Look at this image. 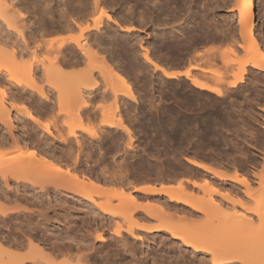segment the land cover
Instances as JSON below:
<instances>
[{
	"label": "rangeland",
	"instance_id": "374dc122",
	"mask_svg": "<svg viewBox=\"0 0 264 264\" xmlns=\"http://www.w3.org/2000/svg\"><path fill=\"white\" fill-rule=\"evenodd\" d=\"M66 1L40 0L38 1V7H34V9L36 10L35 12L34 9L31 10L33 8L32 6H29L30 8H27V6L24 7L22 5L25 9L21 8V6L20 8L22 9V11L21 9L19 10L21 11V13H24L23 15L25 16V18L23 15H21V17L17 18L22 19V21L18 19L16 20L19 24V27L21 26V29L23 28L24 30H22L23 35L25 37H28V39L32 36V32H30L31 28L28 29L27 25L30 24L32 26L33 24H36L37 21H39L38 18L42 16V6H44L43 8H45L46 5H49V7L53 8L54 11L57 10V13L58 11L63 12L67 8V5H65ZM136 1L137 0H113L111 5L109 4V6L107 7V10H110L113 15H118L117 17L120 20L121 15L124 18H127H125L126 21L131 19L132 22L128 21L124 22V24H128L130 22L129 24L133 23L138 28L137 30L131 32L130 35L127 32H123V35L121 34L122 39L119 35H117L116 40L118 42L116 40H114L113 42L112 39H109L108 43H106L107 45L109 44V48H111V46L114 50L115 48H117L116 50L118 52L116 50L115 51L117 52V54L120 53V55L118 54L120 56H118V58L121 64L116 69L121 67V69L125 71V73H127L130 80L134 82V86H136V88L134 87V89H136L137 91H135V95L140 94L138 97L136 95L137 99L134 101H130V99L126 98L128 100L127 103L123 101L120 102V111H122L123 114L121 112H116L120 114V118H123L122 121L125 125H127L126 127L130 129V133L128 134L127 131H124L122 127L108 128L102 124V120H104L107 116H112L115 118L119 116L118 114L115 113L114 115L111 112L113 109V103H116L118 101L114 100L113 102L110 98V100H107L108 102H103V105H100V107H105V110L101 112L103 116L98 115L101 116L100 118L97 116L98 119H93L96 117H91L93 120H89L91 118L84 119L82 121V125H84V127H86L88 131L86 132L80 129H75L77 135L74 134L73 136V134L70 133L71 124H79L80 121H77V119L79 120V116L76 114V116H74L77 117V119H70L68 117L69 110L67 109L71 108L70 105H72L74 101L72 102V104L67 103L64 107L65 111H67V115H63L62 113L64 112L62 110L61 113L57 114V112L55 111H58L57 109H59V106L57 105L56 101H51L50 103L43 104V102H40V100L32 92H35L37 94L39 93L35 90L27 88V86L32 83L30 77L32 79L34 78L33 81H35L37 86H40V83L42 85L39 77L40 73L36 70L29 71V69L26 67H23L22 69L11 68L10 71L12 73L15 72L14 74H18L26 82V84L22 86L17 85L16 82L14 83L13 80H11L10 78L8 79V77H10V73L4 71L0 79V87H4L7 90L9 97L18 105H23L24 103L32 111L35 107H45L46 110L51 113L49 114V118L47 120H42L44 123L47 122L46 124L49 125H47L49 131L47 129L46 130L48 132L54 131V134L59 131V136L64 137L60 139H64L63 141L65 142L63 144V141H59L60 139L59 136H57L58 134H56V138H53V141L52 137L48 136V132L46 133L45 129H43L45 124L44 126L43 124L40 125L42 121L39 124L35 123L32 120L26 118V114L24 112L19 110V113V111H17V108L14 109L12 107L10 110V115L11 118L13 117V121L15 118V124L13 125L14 127L12 126V129L8 132L11 131L13 136H18L21 140H28V142L30 143L26 144L28 146L24 145L25 147H20L19 145L14 144V142L11 143L10 140L12 139H10V137L12 138V136L11 134L9 136V134L6 132L8 128L0 123L2 125H0V136L1 133L4 134V136L6 135V138L4 137L5 139L2 137V135L1 139H3L0 140V173L10 174L12 171H14V167L16 170L17 166L13 164V155L17 154L19 151H23L25 153L27 150H29L28 147L36 149L43 154L46 152V150L47 152L50 151L51 153L53 150H55L53 151L54 155H58V157L60 155L61 162H64L63 164H66L67 162L66 165L70 164L71 167H74V165L75 167L79 166L80 169H78L77 172L80 170V172H78L80 173V175L85 174L91 176L93 175L96 177L99 174L97 177L100 176L103 179V177L101 176L102 172L100 175L101 168L105 169L108 166L109 168H106L108 173L113 170L116 171L124 168L125 173L128 176V181L126 178L125 180L129 183L127 184V182H125V185L127 184L126 186H128L130 189H133L138 185H140L139 187H141L142 184L146 183H152L155 186H159L162 183L173 184L175 186L180 181H184L186 178L190 180L196 179L201 183V186L204 185L202 188L191 185L190 180L186 179V181H184V184H186L187 186L189 185L190 188L192 187L193 191L196 192L193 193L196 195V197L198 196L210 200L215 199L221 202L222 200H224L223 202L226 205L228 203L229 207L228 209V207L226 208V206L224 205V209L226 208V212L229 214H232L236 210V208L241 209V206L250 207V198L248 197V195H246L247 193L244 194V192L246 191H244L245 186L243 185V183L240 181V184V182H235L236 180L234 181L231 179H233V176H236V174L239 179L242 178L241 176H247L251 183L250 188L253 189L254 195L259 196L262 191L260 186V177H264V76H262V78L261 74H264V70L251 68V72L249 70L250 74L248 73L245 75L243 82H239L236 87H231L229 85V81H231L232 79V74L238 71L241 64L249 57L247 54V48H249L250 45L249 40H247L249 38H247V34L245 33L244 37H240L238 30L236 40H231V24L235 25L238 29L236 16L237 11L234 9L231 10L232 8H234L235 0H218L219 6L214 9L213 15L209 14L207 6L204 5L205 0H198V3H196L197 5L193 4L191 0H179L178 3L177 1H175L176 4L173 3V1L172 4L170 2L172 6L169 3H165L167 2V0H160V4L156 2L158 6H156V3L153 1L149 2L148 4H145L144 2L142 4H137ZM252 1L255 11V27L252 30V35L254 36L252 37H255V40L258 39L257 41L260 40L259 42L263 43L264 45V0ZM41 4L43 5L41 6ZM39 7L42 9V11ZM63 7H65V9ZM28 9H30V11ZM39 11L41 12L39 13ZM166 12H169L168 14H171L168 15ZM130 13L132 15H130ZM3 14L6 15V12L3 13V10H0V29L1 31H3L4 29L2 33L6 34L8 31V24H6V21L3 22ZM95 14H97V12ZM147 14H149L150 16ZM176 14H178L177 17ZM204 17H208V21H205L207 22V25L209 21V23H211L209 24L210 26L206 25L204 27V30L211 29L212 24L214 27L215 24L219 27H215L216 29H221L217 32L214 30L215 28L212 27V31L216 32L218 35L220 34L219 36H221L217 41L208 40L207 42H204L200 39L202 35H199L202 34L203 31L201 30L200 32L199 26L203 22L202 20L204 19ZM25 25L26 27H22ZM206 27H209V29ZM71 31L72 32L69 31L68 33L64 34L65 37H67L66 35H68V37L79 35L77 30ZM111 33H113V31H111ZM54 37L55 38L51 37V39H57V37L59 38L61 36ZM243 38H246V40H243ZM30 39V41L28 40V45L30 44L28 50H30V48L32 47V50H34V45L36 44L32 41V38ZM208 42L211 43L209 44ZM115 43L118 45H116ZM239 44L240 46L244 47L241 48L240 46H238ZM52 45H50V47ZM142 46H144V48L148 47L150 52H153L155 56L153 57L157 58L155 60L163 63V65L168 67L170 66L178 69H183L190 64L200 63L201 66H209L210 68H213V70L216 71L217 74L210 73L211 75H208V73H202V71H199L198 69L193 70L192 72H195L194 74H197L196 76L202 77L212 85L219 87L223 92L222 95H218L214 92L195 87L194 85H192L191 81L183 75L181 77H177L178 79H168L161 72L159 73V71H155L153 67H149V64L144 61V58L142 56L144 48H142ZM210 47L215 49L214 53L216 58L214 56L213 59L215 60L211 59L210 61H212L213 63L209 61L211 64L208 65V61L198 58V53L203 51L204 48L206 49ZM42 50H44V48ZM42 50H36L37 52L35 51L36 53H38L39 51V55L37 54L39 58L36 57L37 59L44 57L46 58L51 54L54 55V53H52L51 51L50 54L49 52H47L49 50H46V55L49 53L48 56H46L44 52H41ZM30 52L31 51H28L27 53L24 52V60L22 59L21 62L24 63V61H32L31 57L33 58V56L29 54ZM106 57L107 56L104 57L105 60H109L107 59L108 57ZM231 59H235V62L231 63ZM35 60L36 59H34V61ZM193 60H195L196 62ZM228 60H230V62ZM102 61L105 63L104 60ZM36 62L37 61H35V63ZM95 62L97 63V60ZM103 62L101 64L104 66ZM226 62L228 63V65ZM109 65L110 62L109 64H107V67H103V70H101V68L99 69V67L97 69L94 68L96 70L92 71L94 75H92V77H95V74H97L95 78L100 82L99 83L94 79V85H100L104 89L107 87L104 90L107 91L108 89L107 93H110V91L112 93L113 91L115 92V90H113L114 88L119 93L125 92V87H123L122 82L114 75L116 71L113 68L114 66H110L111 69H108ZM112 69H114L115 71H113ZM98 70H101V72H99ZM110 70H112L111 73ZM253 70L262 73H252ZM97 72H99L100 74ZM35 74H38V77ZM29 75L31 76L29 77ZM105 82H107V84H105ZM76 85L77 87L78 85L79 87L83 86L80 84ZM105 85L107 86L105 87ZM52 86L53 85H50L49 88H52ZM87 86L89 87V85ZM80 89H82V87ZM24 91L26 92V94ZM26 95H28V97ZM52 102L53 104L55 103V107L58 106L56 107V109L54 106H52ZM131 103L133 104L131 105ZM123 104L126 105L124 106ZM51 106L54 108H52ZM49 107L53 109V115L51 112L52 110L49 109ZM75 109L76 108H74V110ZM72 112L70 115L73 116ZM103 112H105V114ZM54 115L55 117H53ZM92 131H95L97 133L96 137H90V135H88V132ZM41 132L44 134H42ZM22 133L25 136H23ZM25 133H27V135ZM81 134H83L84 136ZM76 136L80 139V145L75 139ZM7 138L8 143L7 141H5ZM51 139L53 143L51 142ZM3 140L7 144H4L2 142ZM44 140H47V142L50 141L48 146L46 145V141ZM39 141H41V143L45 145H42ZM32 143H34V146H32ZM70 145L72 146L70 147ZM65 147H68V149L73 148L75 149V152L81 147V150H79V152L81 151L79 153L80 158L78 157L80 159H78L79 164H73V162L71 161L69 162L72 157L67 159L64 158L65 153L63 152L67 149ZM45 148H49L50 150H45ZM186 157H191L200 161L201 163L207 165L209 169L215 171V173H213L211 170L208 171L203 169L202 167H198L189 163ZM40 165L42 166V164H38L39 170L36 171L26 170L25 168V170L22 169L20 172L18 171L15 176L8 175L7 182L5 178H2L3 176H1L0 174V248L1 246H3L10 251H18L22 255H28L32 257V245H34V243L30 242L29 239H36L34 237L46 231H50V233L52 234L57 233V230H59L58 226L61 227L59 231H61L62 236L65 237L69 233L70 236L74 237L76 240L85 239V237H87V235L83 237V234L86 232L85 230L90 228L89 230L92 231L93 229V232L91 234L94 238L91 237V239L95 240V234H97L96 231L98 232L100 229H91L90 226L84 225L83 226L85 228L79 226L82 225V217L83 220H85L84 218L88 216L87 214L90 213L89 216H91L94 203L89 200V197L86 196V198L85 195L83 196V194L85 193L84 191H76L74 189L70 190L71 188L64 189L63 186L54 187L57 185L52 186V184H50L52 183L50 182L51 180H48L49 177L45 178V175H48L45 174V172V175L41 172L42 169L39 168ZM43 166H47L45 162H43ZM116 166H120L119 169H117ZM45 169L47 168L45 167L43 170ZM124 170L122 171L124 172ZM216 171H225L228 175L227 177L230 176L231 178H220L218 176H215V174L217 175ZM46 180H48L49 183H47ZM110 185L112 187L115 186V184L113 183H106L107 187H111ZM116 186L114 188H116ZM118 187L119 185L117 186V188ZM114 188H110V190ZM60 191H62L63 194ZM231 191L233 197H237L235 198V208L232 204L234 198L232 197V195H230ZM226 192L228 195L224 194ZM92 194L94 195V193ZM135 194L139 197V199L141 198L140 196H142L140 204L149 205L150 209L151 207L155 209L154 206H157L158 200L157 202H153L156 201L155 199H161L159 200L160 202L163 200V202H166V204H168V207L166 206L167 209L165 212L167 215L165 214L162 219H158L156 217L153 218L145 214L142 215V212L147 213V210H145V212L143 210L142 212H140L141 209H139L138 211L140 213L135 211L134 219L135 221H138L139 225L137 224L138 227L134 225L133 232H135V234H141L145 239L144 241L136 239L137 237L135 234L130 236V234L125 231L127 229L128 223L125 222L122 217L119 218V216L115 217L112 215V217L116 220V222L114 220L112 221V223L116 224L111 225V223V228L107 227L108 230L105 233L107 238L109 237L110 239L111 236H114L113 234H111V232L113 231L115 225L121 224L122 232L124 236H126L124 237V240H126L125 242L128 241L129 245L132 244V248L131 246L130 248L124 250L122 248L117 255H114L111 252H105L112 247L111 245H107V247L105 246L102 249L101 259L98 260L99 264H103L104 262V264H106V262L107 264H204L205 261L207 262H205V264H211L212 261L209 258L210 255L207 251L196 252V254L192 252L193 249L191 247L183 245L180 239H178L177 237H172V235L167 232V230L162 229L156 232L146 233L144 230H142L144 226H174L178 228L179 231L185 232L187 234H197L204 237H207V235H209L207 238L211 239V241L213 240L215 242V246L216 244L218 246H225L226 242L230 244V238L233 239V237H244L243 234H245V230L243 228L240 230V227L233 224V221L231 219H229L230 221H228V219L226 221L224 220V222H221L220 219L219 222L217 220L218 218L216 219V216L212 215L215 212L212 213L211 211V216L215 217L211 218V216H208V214H205L201 211H196L189 205H186L182 202H177L176 200H169V197L162 193L144 194V192L142 193L141 190H138L137 192H135ZM101 195L102 196L98 195L97 197L96 195H94L97 203L105 200L106 195ZM226 195L230 198L232 197L230 199L232 202L226 201L225 197L228 198ZM238 196L241 198H239ZM62 200L65 202H63ZM118 203L119 198H113V207L116 208ZM180 207L182 208L180 209ZM4 212L5 214H3ZM83 213H87L86 216ZM78 216L82 217L77 218ZM107 216L110 217L111 215ZM67 221L69 222L67 223ZM78 223L80 224L77 225ZM106 226L107 225H104L102 227L105 228ZM63 227H66V232L68 231L66 235H64L66 232L64 233L65 230ZM92 227L94 226L92 225ZM62 229L64 231H62ZM32 235L35 236L33 237ZM65 238L69 239L68 236H66ZM16 240L20 242V246L21 244H24V246L22 245L20 247L18 245L19 242ZM16 242L18 244L15 245ZM212 243L209 245L214 246V244ZM103 251L104 255H107L102 258ZM31 257L25 260L24 264L47 263L46 261L43 262L40 256H35V258ZM57 258L60 261L63 259V257L61 259V256ZM57 258H55V263L59 261L57 260ZM70 261L72 262V260ZM9 262L10 259L8 254L5 252H1L0 264H9ZM73 262L75 263V260ZM231 264L241 263L238 260H234V262Z\"/></svg>",
	"mask_w": 264,
	"mask_h": 264
},
{
	"label": "bare ground",
	"instance_id": "6f19581e",
	"mask_svg": "<svg viewBox=\"0 0 264 264\" xmlns=\"http://www.w3.org/2000/svg\"><path fill=\"white\" fill-rule=\"evenodd\" d=\"M38 1H40V0H0V10H3V13L6 12V15L3 14L4 18L2 17V20H4L3 22L6 21L7 22L6 24H8L7 25L8 31L6 34L2 33L4 31V29H3V31H1V29H0V58H1V61H0V79L2 77L3 72L7 71L10 73L9 74L10 77L7 76L8 79L10 78L11 80L14 81V83L16 82V84L19 86L25 85L26 82L18 74H14L15 72L12 73L10 71L11 68L12 69L13 68L22 69L23 67H26L29 69V71L36 70L37 72L40 73V75L42 74L43 78H40V81H42V83L44 82L43 84H45L46 86L47 85H49V86L53 85L52 88L53 87L54 88L51 92H53V91L55 92V89H56V95H55L56 100L55 99L54 100L56 101L57 105L59 106V109H57L58 111H55V112H57V114L61 113V110H62L64 112L62 114L67 115V111H65L64 107L66 106L67 103L72 104V102L74 101L73 104L70 105L71 108L67 109V110H69L68 111V117L70 119H73V118L77 119V117H75L76 114L79 116V120L77 119L78 122L80 121L79 124H74V125L71 124V132L70 133L73 134V136H74V134H76L75 129H80V130L86 131V132L88 131V129L86 127H84V125H82V121L84 119H88L91 117H96L93 119H98L97 118L98 115L103 116L101 112L103 110H105V107L104 108L100 107V105L101 104L103 105V102L104 103L108 102L107 100L108 99L110 100V98L112 99L111 101H113V102H114V100L119 102V103L118 102H116V103L112 102L113 103V107H112L113 109L111 112L114 115L116 112L122 113V111H120L121 110V103L120 102L123 101V102L127 103L128 102L127 99H130V101L131 100L134 101L137 99V97L140 94L139 95L136 94L137 95V97H136V95H135L136 89H134V87L136 88V86H134L135 85L134 82L130 80L127 73H125V71H123L121 69V67L116 69L121 64L119 61V58H118L120 53H118L119 55L117 54V52H118L116 50L117 48H115V50L117 51L116 52L112 46H111V48H112L111 49V48H109L110 46L108 47L109 44L107 45L106 43H108L109 39H112L114 42V40L117 39V35H119L120 38L122 39L121 36L123 35V32H127L130 35L131 32L138 29L136 27V25L133 23L129 24L130 22L128 24H124V22L131 21V19L126 21L127 18L125 17L126 18L125 19L121 15V20H122L121 21L117 17L118 15L117 16L113 15V13L110 12V10H107V7L109 6V4L111 5L113 0H92V1L91 0H67V1L65 0L66 1L65 5H67L68 9L66 8V10L63 12L58 11V13L56 12L57 10L54 11L53 8L49 7V5L48 6L46 5V7L43 8L44 6H42L43 4H41L42 9H43V11H42V9L40 8L41 6L39 5L40 6L39 8L42 11V16L40 15L41 19L38 18L39 21H37L36 24H33L32 26L30 24H28L27 28L28 29L31 28L30 32H32V36L30 38H32V41L36 44V45H34L35 49L36 50H42L44 48V50L41 51L42 53L44 52V54L46 55L45 51L49 50L47 52H49L50 54L52 52V53H54V55L51 54V55H49L50 56L49 57L48 56L49 53H48L46 55L48 57L37 59V58H39L37 56L39 51H38V53H36L37 51L35 49L32 50L33 44L31 46L32 48H30V50H28L30 47V44L28 45V40L30 38L28 39V37H25L23 35L22 32L24 30H23V28L21 29V26L19 27V24L17 23L16 19H18L19 17H21V15L24 14L23 12L21 13V11H22L21 8H23V6L24 7L27 6V8L29 6H32L33 8L31 10H33L35 6L38 7L37 6ZM151 1H153L155 3L158 2V4H160L159 3L160 0H137L136 3L142 4L144 2L145 4H148ZM163 1H165V0H163ZM175 1H177V3H178L179 0H167V2H165V3L170 4V2H171V4H172V2L175 3ZM197 1L198 0H191V2H193V4L198 3ZM218 2H219L218 0H205L204 5L207 6V8H208L207 10L209 11L210 15L211 14L213 15L214 9H216L219 6ZM113 3H115V2H113ZM155 3H154V5H155ZM161 3H162V1H161ZM234 4H235L234 8H232L231 10L234 9L237 11L236 16H237L238 29L235 25L231 24V40H233V39L236 40L237 30H238L240 37L241 36L244 37L245 33L247 34V38L249 37L247 40H249L250 45H249V48H247V54L249 57L241 64L238 71H236V72H234V74H232V79H231V81H229L230 82L229 85L231 87H236L239 84V82H243L245 75L249 73V70L251 72V70H252L251 68L264 70V45H263V43L259 42L260 40L257 41L258 39L255 40V37H252V36H254V35H252L253 34L252 30L255 27V22H254L255 11H254V7H253V1L252 0H235ZM156 6H158L157 3H156ZM159 6H161V5H159ZM163 6H164V4H163ZM63 8L65 9V7H63ZM19 9H21V11ZM23 9H25V8H23ZM28 10L30 11V9H28ZM111 10H112V8H111ZM159 10H161V9H159ZM35 11L36 10L34 9V12ZM41 11H39V13ZM96 12H97V14H95ZM93 14H95V15H93ZM170 14H168V15H170ZM7 15H8V17H7ZM130 15H132V14L130 13ZM147 15H149V14H147ZM177 15L178 14H176V17H177ZM139 16H140V14H139ZM144 16H145V14H144ZM24 18H25V16H24ZM18 20L22 21V19H18ZM202 21L203 22L201 23V25L199 24L200 25L199 26L200 32H201V30L203 31L202 34H200V35L198 34L199 36L202 35L200 39L204 42H207L208 40L217 41L221 36H219L220 34L218 35L216 32L212 31L213 30L212 27L213 28H215V27L219 28V27L216 26V24L214 27L212 24L211 29H209V27H206L209 30H207V29L204 30V27L207 25V22H205V21H208V17H204V19ZM209 22H208V25L211 24ZM15 24H17V25H15ZM20 25H22V24H20ZM17 27H19V28H17ZM22 27H26V25L22 26ZM10 29L13 31H11ZM71 30H73V31L77 30L79 35L78 36H69V37H68V35H66L67 37H65L64 34L59 35L62 32L65 33V31L67 33L69 31L72 32ZM214 30L218 32L221 29L219 30V29L215 28ZM111 31H113V33H111ZM53 33L55 35L61 36V37L58 38L56 36L57 39H53L55 37H53L51 39L52 36L50 38L45 37L48 34L52 35ZM194 33H196V32H194ZM48 39H50V40H48ZM244 39L246 40V38H243V40ZM52 44H54V45H52ZM203 44H205V43H203ZM234 44H235V42H234ZM50 45H52V46L50 47ZM116 45H118V44H116ZM238 46H240V44ZM236 47H237V45H236ZM240 47L243 48L244 46L243 47L240 46ZM142 48H144V46H142ZM204 49H203V51L198 53L199 54L198 58L205 59L206 61H208V63L207 62L206 63L209 65V64H211L210 62H212L210 60L213 59L215 56V53H214L215 49L212 47L206 48L205 50ZM234 49H238V48H234ZM28 51L32 52V53L30 52L29 54H31L33 56V58L36 59L35 60V61H37L36 63L32 57H31L32 61L31 60L29 62L24 61V63L21 62L22 59L24 60V58H23V55H25L24 52L27 53ZM131 52H132V50H131ZM101 55H102V57H101ZM104 55L107 56L108 58L107 57L106 58L109 59L110 61L105 60ZM142 56L144 58V61H146L147 64H149V67H151V68L153 67V69L155 71H159V73L161 72L168 79H170V78L174 79L177 77H181L183 75L191 81L192 85H194L195 87H197L199 89H205V90L214 92L218 95H222V93H223L219 87L212 85L210 82L203 79L202 77L196 76L197 74L195 75L194 74L195 72L194 73L192 72L193 70L198 69L199 71L201 70L202 73L203 72L206 74L208 73V75L210 73L217 74L216 71H214L213 68H210L208 65H207L208 67H205V66H201L200 63H194V64H190L189 66H186L183 69H178V68H174V67H170V66L168 67V66L163 65V63H160L157 60H155L157 58H154L155 56H154L153 52H150L148 47H145L143 49V55ZM215 58H216V56H215ZM44 59H46V60H44ZM96 60H97V63L95 62ZM102 60H104L105 63H107V64H109V62H110L108 69H111L110 66H114L113 68L116 71L114 69H112L113 71H115V74H114V72H113V74L116 76L117 79H119L122 82L123 87H125V92L119 93L116 91V89L114 87H112V88H114L113 90H115V92L111 89L113 91V93L111 91H110V93H107L108 89H107V91H104L107 88L106 87L107 85H105L106 88L105 89L103 88V90L101 89L100 85L99 86L94 85V82H95L94 79L96 80L95 77L97 74H95V77H92V75H93L92 71L96 70L98 67H99V69L101 68V70H103L105 68L104 66L107 67V64H105ZM213 60H215V59H213ZM33 61H34V63H33ZM106 61H108V62H106ZM193 61H195V60H193ZM228 61L230 62V60H228ZM102 62L104 63V66L101 64ZM233 62H235V59H231V63H233ZM214 63H215V61H214ZM227 65H228V63H227ZM95 66H97V67H95ZM94 68H96V69H94ZM101 70H98V71L101 72ZM112 70H110V73L112 72ZM99 72H97V73H99ZM255 72L256 71L253 70L252 73H255ZM256 73H262V72H256ZM35 75L37 76L38 74H35ZM30 76L31 75H29V77ZM262 76H264V74H261V77ZM100 77H101V75H100ZM258 77H257V79H258ZM30 80L32 83L30 85H28L27 88L37 91L39 93V96L42 97V99H45L48 101V103H50V101L52 100L51 99L52 93H50V90L52 88L50 87V90H49V86H47L48 87L47 88L45 85L44 86H43V84L41 85V83H40V86L39 85L37 86L35 81H33L34 78L32 79L30 77ZM96 81L99 82L98 80H96ZM103 81H102V83H103ZM263 81H264V79H263ZM79 82H81L83 84H81ZM76 84L83 85L84 87L83 86L79 87V85L77 87ZM105 84H107V82H105ZM87 85H89V87L90 86L91 87L89 88ZM92 85H94L95 87ZM75 87H77V88H75ZM81 87H82V89H80ZM24 92H23V94H24ZM25 94H26V92H25ZM50 94H51V96H50ZM26 96L28 97V95H26ZM54 100H53V102H54ZM77 101H78V104H77ZM53 102H52V104H53ZM132 104L133 103H131V105ZM54 105H55V103L52 106H54ZM123 105H122V107H123ZM58 106H56V107H58ZM72 106H75V107H72ZM12 107L14 109L17 108V111L21 110L22 112H24L26 114L25 117L32 120L35 123L39 124L42 121V120H40L39 116L37 114H35L31 109H29V107H27L24 103H23V105L16 104L9 97L7 90L4 87H0V123H2L4 126H6L8 128V130L6 132L9 134V136H10V134L12 136V138L10 137V139H12V140H10L11 143L14 142V144H17L20 147L21 146L23 147L24 145L28 146V145H26V144L30 143V142H28V140L27 141L24 139L21 140V139H19L18 136H13L11 131L8 132L9 130L12 129V126L15 124L14 123L15 118L13 121V117L11 118V115H10V110ZM54 107H52V108H54ZM56 107H55V109H56ZM52 108L49 107V109L52 110L51 112L53 115L54 111ZM74 108H76V109L74 110ZM47 112L49 113V111H47ZM71 112H72L73 116L70 115ZM19 113H20V111H19ZM36 113H37V111H36ZM44 113H46V112H44ZM103 113L105 114V112H103ZM118 113H116V114H118ZM49 114H51V113H49ZM55 115L53 117H55ZM118 115L119 116H117V118L112 117V116H107L104 120H102V122H103L102 124L108 128H112V127H118V128L120 127L121 128L122 127L123 130L127 131V133L129 134L130 129L128 127H126L127 125H125L124 122L122 121L123 118L122 117L120 118V114H118ZM101 116H98V117L100 118ZM93 119L91 118L89 120H93ZM46 123H44L42 121L40 123V125L43 124V126H44V124H45L46 127L45 126L44 127L41 126V127H43V129H45V132L47 133L49 131V128L47 127L48 124H46ZM40 125H39V127H40ZM55 127H57V126H55ZM58 132L59 131L56 132V134H58L57 136H59ZM54 133H55L54 131L48 132V136H51L52 139L56 138L57 136ZM25 134L27 135V133H25ZM42 134H44V133H42ZM71 134H69V135H71ZM81 135H83V134H81ZM88 135H90V137L91 136L96 137L97 133L95 131H92V132H88ZM1 136L4 138L6 135L4 136V134L1 133ZM1 136H0V140L3 139V138L1 139ZM9 136H7V137H9ZM23 136H25V135L23 134ZM62 136H63V134H62ZM99 137H100V134H99ZM60 138H64V137L59 136V139ZM52 139H51V142H52ZM75 139L78 142V144L80 145V143H81L80 139L77 136ZM7 140H8V138L5 141H7ZM63 140L60 139L59 141L62 142ZM5 141L3 140L2 142L4 144H7L8 141H7V143ZM44 141H46V145L48 146L50 141L49 142H47V140H44ZM53 141H54V139H53ZM39 142L41 143V141H39ZM64 142L65 141H63L62 143L64 144ZM32 144H33L32 146H34V143H32ZM42 145H45V144H42ZM47 146H45V147H47ZM71 146L72 145H70V147ZM68 147H65V148H67L65 150L66 152L65 151L63 152V153H65L64 158L67 159V158L72 157L71 160H69V162L71 161V162H73V164H77V163L79 164L78 159L80 158L79 153L81 152V151L79 152V150H81V147H80V149L76 150V152H75V149H73V148L68 149ZM28 148H29V150H27L25 153L23 151H19L17 154L13 155V157H14L13 158V164L16 165L17 168H19V169L16 168V170H15V167H14V171H12L10 174L0 173L1 176H3L2 178H5V180L7 182L8 175L15 176L18 171L20 172L22 169L25 170V168H26V170L36 171V170H39L38 164H42V166L40 165L39 168L42 169L41 172L43 174L45 172V174L48 175V176H46L44 174L45 178L49 177L48 180L49 179L51 180L50 182H52V183H50V184H52V186L57 185L54 187H62L63 186L64 189H67V188L70 189L71 188L70 190L74 189L76 191H84L85 193L83 194V196L85 195V197L86 196L89 197V200H91L94 203L93 207H92L93 213L91 212V216H89L90 213L89 214L86 213L89 217L88 216L85 217L86 214H84L85 213L84 212L83 214L85 215L84 216L85 220H83V217H82L83 215L81 214L82 216H78L77 218L82 217L83 222L80 220L82 222V225H79L80 223H78L77 225L82 226V227L90 226L91 229L94 228V229H100V230L98 232L96 231V233H97V234H95L96 235L95 236L96 241L91 239V237H93V235L91 234L93 232V229L91 231V230H89L90 228H88L86 230L84 229L87 233L85 232L83 234L84 235L83 237H85V235H87V237H85V239H83V240H79V239L76 240L74 237H71L69 233H68L69 234L68 235L67 234L68 231L66 232L67 226L65 228L63 227L64 230L65 229L66 230L64 231L62 229V231H64V233L66 232L64 235L67 234L66 236H68L69 239L65 238L66 236L65 237L62 236L61 231H59L61 229V227H59V226H58L59 230H57V233L52 234V233H50V231H48V232L46 231L47 233L43 232L36 237H34L35 235L34 236L32 235L34 238H36V239H33L31 237L32 239H29L30 242L34 243V245H32V251H33L32 257L28 256V255H22L18 251H10L7 248L1 246L0 253L5 252L8 254L9 259H10L9 264H24L25 260L29 259L30 257L35 258V256L36 257L40 256L42 258L43 262L46 261L48 264H57V263L58 264H73L74 260H75L74 264H83V263L84 264L85 263L97 264L98 260L101 259L102 249L105 246L107 247V245L108 246L111 245L112 247L108 251H105V252H108V253L111 252L114 255H117L119 253L120 249H122V248H123V250L130 248V246L132 248V244L130 243L131 245H129L128 241L125 242L126 240H124L125 239L124 237H126V236H124V234L122 232L121 224L115 225V227L112 231L113 233L111 232V234H113L114 236H111L110 239H109V237L107 238L105 233L108 230V228L110 227V224L112 223V221L115 220L112 217V215L115 217L119 216V218L122 217L125 220V222L128 223L127 229L125 231L128 234H130V236H131V235L135 234V232H133L134 225L137 226V224H138V221H135V219H134L135 218L134 217L135 211L139 212L138 210L141 209L140 212H142V210L145 212V210H147V213L142 212V215L145 214V215L151 216L153 218L156 217L158 219H162L165 216V214H166L165 212H166V209L168 207V204H166V202H163V200L161 202L159 201L161 199H155L156 201H153V202H157V200H158L157 206H154L155 209L152 207L150 209L149 205L140 204L142 196H140L141 198L139 199V197L135 194V192H137L138 190H141L142 193L144 192V194L145 193H149V194L162 193V194L168 196L169 200H173V201L176 200L177 202H182L186 205L191 206L192 209H194L196 211H199V212L201 211L205 214H208V216H211V214L215 212L212 215L216 216V219L218 218L217 220L219 222H220V219H221V222H224V220L226 221L227 219H228V221H230L229 219H231L233 221V224L240 227V230L242 228L245 230V234H243L244 237L238 236V237H233V239L230 238V241H231L230 244H228L227 242L225 243V246L224 245L218 246L216 244V246H218V247L215 246V242L213 240H212L213 241V243H212L211 239L207 238L209 235H207V237H204L202 235H197V234H195V235L190 234V233L187 234L185 232L179 231V229L174 227V226L164 227L161 225L160 226L155 225V226H144L143 228L141 227L142 230H144L146 233L156 232V231H159L162 229L167 230V232H169L172 235V237H174V238L177 237L178 239H180L183 245H185L187 247L188 246L191 247L193 249L192 252L196 253V252H200V251H203V252L207 251L208 254L210 255L209 258L212 261L211 264H231L234 262V260H238L241 264H264V177H260V186H261L262 191H261L259 196H255L253 189L250 188L251 183H250L249 179L247 178V176H241L242 178H240V179L237 176V174H236V176H233V179H231V180H234V181L236 180L235 182L241 181L243 183V185L245 186L244 191H246V192H244V194L247 193L246 195H248V197L250 198L249 200H250L251 206L250 207L241 206V209L236 208V210L232 214H229L226 212V210H227L226 208L228 207V203L226 202L227 203V205H226L223 202L224 200H222V202H221V201H218L215 199L210 200V199H205V198H201L198 196L196 197V195L193 194L196 192L193 191L192 187L190 188L189 185L187 186L186 184H184L185 183L184 181H186V179L190 180L188 178H186L185 180L183 178L184 181H180L175 186L173 184H165V183H162L159 186H155L152 183H150V184L146 183V184H142L141 187H139L140 185H138V186L134 187L133 189L132 188L130 189L128 186H126L127 184H129L127 182L128 176L125 173L124 168L119 169L120 166L119 167L116 166V168L119 170H116V171L113 170L109 173L106 170V168L108 166L105 169L101 168L100 175L102 172L101 176L103 177V179L100 176L97 177L99 175L98 173H97L98 175L96 177L93 175L92 176L91 175H85V174L80 175V173H78V172H80V170L77 172V170L80 169L79 166L75 167V165H74V167H71L70 164L66 165L67 164L66 161H65L66 164H63L64 162H61L60 155H59V157H58V155H54L53 151H55V150L52 149L53 150L52 153L50 151L47 152L46 149H49L50 147L45 148L46 152L44 154L42 152L37 151L36 149H32L31 147H28ZM186 159L189 163H191L195 166L202 167L203 169L208 170V171L211 170V169H209V167L207 165L201 163L200 161H198L196 159H193L191 157H186ZM43 162H45L47 166H43ZM42 167H44V168L46 167L47 168V169H45L46 171L43 170L44 168H42ZM99 170H100V168H99ZM122 170H124V172ZM212 172L215 173V171H212ZM215 176H218L220 178L221 177L226 178L228 175L226 174L225 171H223V172L219 171V172H217V175L215 174ZM125 178L127 179V181L125 180ZM227 178H231V177L229 176ZM48 180H46L47 183H49ZM107 182L113 183V184H115V186L119 185L120 188L119 187L117 188V186H116V188H117L116 189V188H114L115 187L114 185H113L114 187H112L111 185H110L111 187H107L106 186ZM125 182H127L126 185H125ZM190 182H191V185H193L195 187L197 186L199 188H202L204 186V185L201 186V183L196 179H192V180H190ZM241 182H240V184H241ZM110 188H114V189L110 190ZM114 190H115V192H114ZM94 191H97V192H94ZM60 192H62V191H60ZM92 193H94V195H96V197L98 195L102 196L101 194L106 195L105 196L106 198L102 202L97 203L96 202L97 200H95V197ZM231 193H232V191L230 192V195H232ZM62 194H63V192H62ZM144 194H142V195H144ZM224 194H227V192ZM145 197H147V196H145ZM222 197H224V196H222ZM227 197L228 198L225 197L226 201H231L230 199L233 197V195L231 198L229 196H227ZM113 198L114 199L119 198V203L117 204L116 208L113 207V205H112ZM233 198H234V201L232 204L235 208V204H236L235 198H237V197L234 196ZM239 198H241V197H239ZM47 199H49V198H47ZM59 200H60V198H59ZM63 202H65V201H63ZM158 204H159V206H158ZM224 205L226 206L225 209H224ZM181 208L182 207H180V209ZM228 209H229V207H228ZM211 211H212V213H211ZM3 214H5V212ZM107 215H111V216L109 217ZM214 216H211V218H215ZM208 220H209V217H208ZM68 222L69 221H67V223ZM115 222H116V220H115ZM114 224H116V223H114ZM114 224L112 223L111 225H114ZM92 225L94 227H92ZM104 225H107V226L105 228H103L102 226H104ZM135 235L137 237L136 239H138L140 241L145 240L141 234H135ZM210 237H212V236H210ZM111 238H112V240H111ZM16 241H18V240H16ZM20 241H22V240H20ZM210 242L212 244H214L215 247L212 245H209V244H211ZM132 243H134V242H132ZM16 244H18V243L16 242L15 245ZM18 245L20 246V242ZM22 245L24 246V244H21V246ZM130 251H131V249H130ZM103 255H104V251H103ZM103 255H102V258L105 257V255H107V254H105L104 256ZM59 256H61V259L63 257V259L61 261L57 258ZM193 257H194V255H193ZM55 258H57V260H59L57 263H55L56 262ZM189 259H191V258H189ZM70 260H72V262ZM192 261H193V259H192ZM111 262H113V261H111ZM205 262H204V264H205ZM193 263H194V261H193ZM106 264H107V262H106Z\"/></svg>",
	"mask_w": 264,
	"mask_h": 264
},
{
	"label": "crops",
	"instance_id": "0c3cea01",
	"mask_svg": "<svg viewBox=\"0 0 264 264\" xmlns=\"http://www.w3.org/2000/svg\"><path fill=\"white\" fill-rule=\"evenodd\" d=\"M67 32L65 31V33H60V34H66ZM59 34V35H60ZM54 37V36H57V35H55L54 33L52 34V35H50V34H48L47 36H46V38L48 37V38H50V37ZM40 78H43L42 77V74L39 76ZM42 82V81H41ZM44 83V82H43ZM42 83V84H43ZM45 85V84H44ZM46 86V85H45ZM47 87V86H46ZM48 88V87H47ZM103 87H101V89H102ZM49 90H50V88H49ZM103 90V89H102ZM52 91V89L50 90V93H52V96H51V94H50V96H51V101H53L54 99L56 100V92H51ZM34 95H36V97L40 100V101H42L43 102V104H47L48 103V101L47 100H45V99H42V97H40L39 96V94H37V93H35V92H32ZM54 95V96H53ZM55 97V98H54ZM54 100V101H55ZM50 101V102H51ZM37 109V110H36ZM45 109V110H44ZM36 111H37V113H36ZM33 112L35 113V114H37L38 116H39V118L41 119V120H47L48 118H49V113L47 112V110H46V108L45 107H35L34 109H33ZM41 112V113H40ZM44 112H46V113H44Z\"/></svg>",
	"mask_w": 264,
	"mask_h": 264
}]
</instances>
